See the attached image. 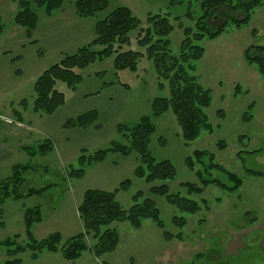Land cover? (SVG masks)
<instances>
[{"label":"rangeland","instance_id":"1","mask_svg":"<svg viewBox=\"0 0 264 264\" xmlns=\"http://www.w3.org/2000/svg\"><path fill=\"white\" fill-rule=\"evenodd\" d=\"M74 3L64 0V9L68 11ZM199 4L200 0H110L97 18H104L119 6L129 7L143 23L149 14H170L174 30L168 38L172 54L178 56L184 39L179 24L194 29L195 21L185 14L191 11L195 18L199 16ZM19 9L18 0H0V186L13 175L16 166L29 164L33 170L26 175V189L42 190L32 196H9L0 201V263L11 259L1 242L18 236L20 244L28 243V209L37 208L42 216V222L32 230L35 239L59 232L68 240L82 230L78 207L87 190L113 191L130 180V188L118 193L123 209L128 210L134 203L133 196L142 192L139 202L147 197L155 201L163 228L151 219L144 220L138 229L128 222L114 223L119 244L113 252L96 257L88 250L80 259L67 261L60 253L47 251L33 259L26 251L19 255L22 264H264V74L248 59L264 56V0L250 12L246 24L229 23L217 38L199 42L204 54L194 61L191 75L211 90L212 101L204 111L212 128L203 129L188 143L181 136L172 110L153 116V101L169 97L170 88L168 82L159 80L153 62L145 57L136 71L117 70L114 56L80 69L82 81L75 90L63 82L56 85L65 96L63 106L52 114L34 113L38 77L64 55L77 50L70 48V52L62 53L49 42L33 43L34 38L28 39L25 29L14 21ZM38 15L41 23L49 17L42 11ZM178 16L179 21L175 19ZM60 17L53 19L51 27L62 38L60 30L65 25ZM131 48L138 49L135 39ZM146 116L156 128L150 152L156 161L174 164V178L147 183L137 177L135 170L141 159L135 152L126 156L109 153L103 162L83 166L84 177L70 176L72 170L82 168V154L91 155L121 141L119 125L134 126ZM73 119H79L78 126L67 125ZM46 141L52 149L42 153L40 146ZM197 150L213 154L214 163L240 178L241 186L229 191L210 184L202 193L190 194L183 184L190 182L202 188L198 171L226 186L234 184L219 170L207 173L205 166L196 161L191 169L186 159ZM163 184L172 194L197 200L200 210L183 212L165 196L150 192L152 186ZM174 217L183 218L185 225H176ZM165 231L174 238L166 239ZM178 234L181 239L175 237ZM87 242L89 246L95 243L90 236Z\"/></svg>","mask_w":264,"mask_h":264},{"label":"trees","instance_id":"2","mask_svg":"<svg viewBox=\"0 0 264 264\" xmlns=\"http://www.w3.org/2000/svg\"><path fill=\"white\" fill-rule=\"evenodd\" d=\"M200 0L199 7L202 13L196 18L191 11L185 14L190 21H195V28L183 27L184 39L181 43L180 54L175 56L171 52L168 36L174 30V24L170 14H149L145 23L133 14L127 6H119L108 13L104 18L98 19L95 24V37L93 40L80 47L74 54H66L63 59L45 70L34 84L35 101L34 113L52 114L65 104V96L56 85L58 82L65 83L70 89L75 90L81 83L82 77L78 73L97 61L114 56V65L117 70L136 71L139 62L146 58L153 62L159 80L169 83L170 96L156 98L153 101V116H160L169 110L175 114L181 129L183 140L188 143L199 137L203 129L211 130L212 126L205 114V108L211 104V90L199 84L196 77L191 75L195 70L194 61L202 58L203 46L199 42L208 39H215L221 35L229 23L236 26L246 24L250 20V12L258 6L262 0ZM110 0H76L74 8L76 14L81 18L97 17L109 6ZM173 3V2H171ZM19 11L14 17L16 24L25 29L26 36L30 39L39 24V11L45 16H51L64 7V0H18ZM226 9L228 11H226ZM225 10V11H224ZM244 14L238 18L230 12ZM176 20L181 18L175 17ZM3 25L0 22V33ZM135 34V38L132 34ZM138 49H132V41ZM35 43V41H33ZM264 50V47H262ZM250 62L258 65L264 74V56L258 55L248 57ZM160 87L164 84L160 82ZM19 119H22L19 114ZM79 119L70 120L67 125L78 126ZM119 132L122 134L121 141H114L107 149L100 150L94 154H82L79 163L82 166L79 170H72L70 176L82 178L85 175L83 166H90L94 163L103 162L109 153H119L123 156L135 152L141 159V165L135 170V175L145 179L147 183L155 180L172 179L176 174L174 164L169 160L156 161L152 156L149 145L151 136L155 132V125L149 117H143L134 126L119 125ZM52 149V144L46 141L40 146L42 153ZM195 161L205 166L207 173L212 169L224 173L233 186H226L218 179L204 177L198 171L197 175L201 181L202 188L193 183H184L189 193L200 194L204 187L216 184L221 188L234 191L241 186V179L214 163V155L207 151L197 150L192 156L187 157V165L193 169ZM29 164L18 165L8 180L1 183L0 201L5 197L32 196L40 193L42 189L28 187L26 189V175L32 171ZM31 168V170H30ZM131 186L130 180H125L113 191L87 190L83 200L78 207L79 218L82 223V230L64 240L61 233H53L42 240L33 236V227L42 222L40 210L37 208L28 209L25 214L26 235L28 243L20 244L17 239L7 238L1 244L7 249L8 259L0 264H22L20 254L28 251L33 259L47 251L60 253L67 261H76L88 250H92L96 257L115 251L119 244V234L114 223L128 222L133 228H140L144 220L151 219L163 228L164 223L160 218L159 210L152 198H145L142 202V192L133 196V205L125 210L118 201V193L127 191ZM150 192L157 196H165L168 202L186 213H196L200 210L197 200L180 194H172L166 184L152 186ZM178 226L185 225V220L174 217ZM94 240V245L89 246L87 237ZM166 239H173L174 235L164 232ZM182 238L180 234L175 236ZM129 264H134L131 261Z\"/></svg>","mask_w":264,"mask_h":264},{"label":"crops","instance_id":"3","mask_svg":"<svg viewBox=\"0 0 264 264\" xmlns=\"http://www.w3.org/2000/svg\"><path fill=\"white\" fill-rule=\"evenodd\" d=\"M71 1L75 2L76 0ZM55 17H60L61 21L64 22V29L63 31L60 30L62 38L61 36L56 35L54 28L51 27L53 26V19ZM97 20V17H79L75 12L74 7H70L68 11H66L63 7L60 11H57L53 15L43 19V23L39 22L40 24H38L37 28L33 32L32 38L30 39L34 38L33 41H35V43L38 41L42 42L43 44H45V42H49L51 46L55 47V49L58 48L60 52L68 53L70 52V48H73V50H78L80 47L88 44V42L92 40V37L95 35V24ZM43 25H45V27L44 30L41 31V27ZM36 31H38L40 35L36 33Z\"/></svg>","mask_w":264,"mask_h":264}]
</instances>
